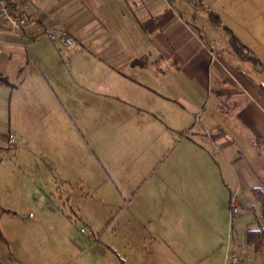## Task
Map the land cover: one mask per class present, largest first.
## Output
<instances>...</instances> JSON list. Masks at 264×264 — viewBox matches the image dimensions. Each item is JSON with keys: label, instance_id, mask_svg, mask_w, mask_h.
I'll return each mask as SVG.
<instances>
[{"label": "crops", "instance_id": "1", "mask_svg": "<svg viewBox=\"0 0 264 264\" xmlns=\"http://www.w3.org/2000/svg\"><path fill=\"white\" fill-rule=\"evenodd\" d=\"M208 9L192 0H37L26 10L23 34L0 22V75L6 79L0 81V264H33L26 258L27 237L39 224L29 217L33 174L37 182H47L50 172L58 181H83L90 194L96 161L79 152L95 150L97 117H117L121 110L124 118L150 114L155 126L128 129L117 150L121 161L106 159V178L120 193L141 183L134 193L143 186L149 210L168 223L183 210L216 222L218 200L229 205L235 194L236 214L250 215L236 216L240 237L231 245L238 253L243 246L240 260L254 264L258 255L245 232L257 227L260 214L251 189L264 184L262 77L254 78L230 51H214L208 37L222 23H213ZM43 24L66 30L74 43L63 46L36 33ZM70 98L87 104V112L65 127L67 113L50 110L49 100L63 106ZM197 115L202 131L192 130ZM100 132L106 151L112 149L114 131ZM12 136L21 139L19 148L11 147ZM65 148L77 158L61 157ZM34 150L39 161L32 160ZM259 256L264 259V251Z\"/></svg>", "mask_w": 264, "mask_h": 264}, {"label": "rangeland", "instance_id": "2", "mask_svg": "<svg viewBox=\"0 0 264 264\" xmlns=\"http://www.w3.org/2000/svg\"><path fill=\"white\" fill-rule=\"evenodd\" d=\"M192 3L201 10L207 6L209 9L205 11L206 16L211 12L222 23L215 30V36L208 37L210 39L207 42L214 51L221 54L230 51L228 43L224 41L228 37L226 30H229L246 47V53L258 59L257 66L237 56L236 62L249 69L254 78L261 79L264 69V0H192ZM60 51L62 53V49ZM64 100L65 105L62 106L50 99V110L67 113L65 127L73 126V116L80 114L82 117L87 112V104L74 102L73 98ZM120 106L132 110L129 104ZM124 116L122 110L117 117L98 116L95 152H79L82 159L88 158L89 154L96 161L95 176L91 175L90 194L87 193L88 183L83 181H58L50 172L47 182H37L35 178L39 175L33 174L29 217L39 220V224L30 230V236L27 237L30 241L27 260L30 259L33 264H229L225 255L233 250L236 252L232 246L235 241L236 216H249L250 213L248 215L242 210L238 214H231V211L229 214V205L218 200L216 222H210L207 214H202L200 219L194 215V210H183L176 220L168 223L165 216L153 214L149 210V202L142 192L143 186L141 193H134L141 183L133 184L128 188V193H120L117 182L112 183L106 178V159L117 164L121 161L117 150L128 129L135 128L139 132L149 126V122L155 126V120H148L150 114L137 115L135 118ZM104 128L114 131L113 140L109 142L112 149L107 148L108 151L103 133L100 132ZM192 130L202 131L199 115L193 117ZM12 138L14 143L11 147L15 145L19 148L18 140L21 139L18 136ZM66 148L61 157L66 161L77 158L72 152H67ZM4 151L9 152L8 156L11 157L13 148ZM215 154L220 155V152L215 150ZM53 156L57 157L55 150ZM39 159V152L34 150L32 160ZM222 165L227 183H234L226 173L229 167L224 162ZM37 168L40 169L39 165ZM240 247V252H237L238 264H245L240 260L246 257L243 246ZM253 263L264 264V259L258 255Z\"/></svg>", "mask_w": 264, "mask_h": 264}, {"label": "built area", "instance_id": "3", "mask_svg": "<svg viewBox=\"0 0 264 264\" xmlns=\"http://www.w3.org/2000/svg\"><path fill=\"white\" fill-rule=\"evenodd\" d=\"M36 1L37 0H0V22L9 30L23 34L28 23V14L26 10L31 5H35ZM36 33L46 36L51 41H58L63 46H70L74 43L73 36L64 29L54 32L49 26L43 24L36 27ZM9 142H13V138H10ZM229 208L231 214H236L238 211L235 194L230 196ZM235 237H240L236 230ZM225 260L229 264H238L239 256L237 251L235 252L233 250L225 255Z\"/></svg>", "mask_w": 264, "mask_h": 264}, {"label": "trees", "instance_id": "4", "mask_svg": "<svg viewBox=\"0 0 264 264\" xmlns=\"http://www.w3.org/2000/svg\"><path fill=\"white\" fill-rule=\"evenodd\" d=\"M210 20L213 23H218L219 20L209 13ZM226 30L225 28H223ZM228 34V46L233 56H237L240 59H248L254 66L258 65V59L254 56L246 53V47L238 40V38L232 34L229 30H226ZM264 68V67H262ZM262 81L259 85L260 90L264 93V69ZM0 81L6 82V79L0 75ZM255 142H259L257 138H254ZM252 196L260 204V214L258 215V225L255 229H249L245 232V242L252 247L254 254H262L264 251V184L260 187H253L251 189Z\"/></svg>", "mask_w": 264, "mask_h": 264}]
</instances>
